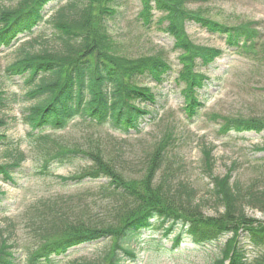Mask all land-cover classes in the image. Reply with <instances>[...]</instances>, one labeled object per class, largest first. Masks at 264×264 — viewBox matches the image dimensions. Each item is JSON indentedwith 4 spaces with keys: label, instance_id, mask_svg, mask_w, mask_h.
Instances as JSON below:
<instances>
[{
    "label": "trees",
    "instance_id": "trees-1",
    "mask_svg": "<svg viewBox=\"0 0 264 264\" xmlns=\"http://www.w3.org/2000/svg\"><path fill=\"white\" fill-rule=\"evenodd\" d=\"M59 1L20 0L15 7H1L0 49L12 48L20 37L31 35L45 19L48 7ZM185 1L143 0L138 18L149 27L154 13H159L158 23L167 22L162 29L174 37V48L184 53L188 49L181 19L224 37L226 44L237 50L253 51L259 46L263 36L254 26L227 24L198 11L187 12ZM116 5V0H70L59 7L51 18L54 28L51 39L57 46L49 48L47 44L51 40L44 38L40 49L25 50L23 56L5 67L0 66V108L10 101L5 83L17 84L23 90L24 99L31 101L22 115L29 136L37 138L38 147L53 148L48 152L49 158L43 160V169L47 170L52 160L64 166L76 156L84 157L91 165L73 176H59L61 180L83 182L108 178L109 183L103 184L102 192L113 196L120 193L122 199L111 205L106 202L108 207L95 216L87 208L83 210L85 215L83 211L76 213L59 206L37 212L31 219L36 247L24 260L15 249L16 244L8 242L10 237L5 228H0V264H56L59 257L72 249L105 238L112 239V243L98 261L78 264H129L128 258L132 261L137 258L132 244H138L146 231L154 232L157 228H164L166 236L175 233L169 248L172 250L178 249L186 237L195 245H204L231 233L229 244L213 264H226L228 259V264H249L252 248L264 247V221L246 213L247 206L264 211V191L259 192L255 185L244 187L238 180H232L231 171L223 176L215 175L213 165L207 161L211 191L225 210L216 217L204 218L201 213L192 214L200 212L195 204V190L187 189L181 180L176 184L175 175L168 170L173 169L168 140L162 143L161 149L150 153L153 159L147 179L131 185L113 158L104 159L101 145L95 149L59 147L47 134V131L66 129L77 117L90 125L108 126L127 134L139 131L143 120L152 114L148 106L156 103L155 92L130 83L152 81L161 85L173 72V65L163 56L130 59L111 52L114 46L109 42L102 19L104 14L113 16ZM195 49L189 54L181 53L182 67L176 78L184 83L182 111L189 120L199 116L205 105L200 90L209 77L202 67L215 59L210 54L207 56L206 48ZM214 118L219 121L221 135L264 132V114ZM4 123L0 120V125ZM20 161L0 163V178L16 183L14 169ZM159 170L165 171L160 179L156 177ZM175 184L180 185L177 192ZM121 254L127 258H121ZM256 264H264V255L257 257Z\"/></svg>",
    "mask_w": 264,
    "mask_h": 264
},
{
    "label": "rangeland",
    "instance_id": "rangeland-1",
    "mask_svg": "<svg viewBox=\"0 0 264 264\" xmlns=\"http://www.w3.org/2000/svg\"><path fill=\"white\" fill-rule=\"evenodd\" d=\"M20 0H0L1 7H15ZM70 0H60L51 4L41 25L31 35L22 36L9 49H0V66L5 67L23 56L25 50L40 49L43 39L50 38L47 46H57L51 39L54 33L51 18L59 7ZM112 1V0H111ZM117 12L103 16L105 28L114 46L111 52L130 59L145 56H163L173 65V72L161 85L145 81L131 82L130 86L151 89L157 100L149 105L152 114L141 123L139 131L124 134L108 126L90 125L80 117L60 131H47L59 147L73 148L101 145L104 159L113 158L114 164L122 172L126 181L136 185L147 179L151 167L152 151L162 148L168 140L167 149L173 169L174 181L185 182L187 189L195 190V204L204 218H213L223 213L224 206L215 198L211 188V178L206 170V162L213 165L215 175H225L229 171L232 180H238L244 187L251 184L264 191V132L257 133H219V121L214 117H250L264 114V0H186L183 3L187 12H196L210 16L227 24H246L262 33L259 46L253 51L237 50L229 47L224 37L212 34L188 19H181L183 36L187 44V53L174 48V37L164 31L167 22L158 23L161 17L155 12L149 27L143 25L138 14L143 7V0H116ZM112 47V46H111ZM196 47L206 48L214 62L202 67L209 77L200 90V97L205 101L199 116L189 120L182 108L185 97L182 94L183 82L177 81L182 64L180 55L195 52ZM20 84V81H17ZM10 101L0 108V163L20 161L14 169L16 183L0 178V228H5L9 235L8 242L15 243V249L24 260L36 247L37 239L31 229V219L37 212H47L48 207L64 208L80 213L88 209L91 215L101 214L122 195L113 196L102 192L108 178L86 179L83 182H64L59 176L70 177L91 165V161L76 156L68 165L51 161L47 170L42 167L48 159V152L53 148L38 147L35 136H29L28 126L23 123L22 115L31 101L25 100L23 90L17 85L6 82L4 85ZM52 146V143H50ZM43 172V173H42ZM165 171L156 172V177H163ZM166 180V179H165ZM175 184V185H176ZM136 188V187H135ZM180 185L175 186V191ZM182 190V189H181ZM185 198V194H182ZM260 208V207H259ZM247 206L246 213L264 221V211ZM74 210V211H73ZM85 212L83 211V214ZM86 215V213H85ZM6 234V235H7ZM175 233L166 236L164 228L146 231L139 243H133L137 258L129 264H213L221 256L231 233L220 240L204 245H195L188 237L175 250L172 238ZM138 240V239H137ZM112 239L105 238L90 244H84L59 257L56 264H78L98 261L110 247ZM252 248V247H251ZM264 255V247L252 248L249 264H256L257 257ZM121 258H127L121 254Z\"/></svg>",
    "mask_w": 264,
    "mask_h": 264
},
{
    "label": "water",
    "instance_id": "water-1",
    "mask_svg": "<svg viewBox=\"0 0 264 264\" xmlns=\"http://www.w3.org/2000/svg\"><path fill=\"white\" fill-rule=\"evenodd\" d=\"M227 263H228V261H227Z\"/></svg>",
    "mask_w": 264,
    "mask_h": 264
}]
</instances>
